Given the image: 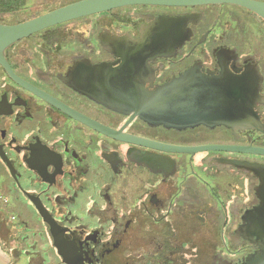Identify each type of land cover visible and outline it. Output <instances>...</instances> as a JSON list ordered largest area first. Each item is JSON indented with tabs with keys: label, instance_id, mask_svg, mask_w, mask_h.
I'll use <instances>...</instances> for the list:
<instances>
[{
	"label": "flooded vegetation",
	"instance_id": "af4514ba",
	"mask_svg": "<svg viewBox=\"0 0 264 264\" xmlns=\"http://www.w3.org/2000/svg\"><path fill=\"white\" fill-rule=\"evenodd\" d=\"M77 1L0 0V24ZM146 41L143 50L153 53L139 72L145 90L192 68L225 75L243 84L241 123L150 127L76 91L93 82L86 66L117 67L119 48ZM5 58L23 81L122 133L172 147L264 150V13L234 3L124 6L21 39ZM247 165L264 168V155H190L111 139L20 87L0 66V217L4 231L20 232L7 241L20 248L16 263L24 255L27 264H68L38 203L62 231L72 264H247L259 251L249 215L264 202V175Z\"/></svg>",
	"mask_w": 264,
	"mask_h": 264
},
{
	"label": "water",
	"instance_id": "95a60500",
	"mask_svg": "<svg viewBox=\"0 0 264 264\" xmlns=\"http://www.w3.org/2000/svg\"><path fill=\"white\" fill-rule=\"evenodd\" d=\"M219 3H234L257 14L263 15L264 13V4L246 0H80L24 22L14 25L0 24V66L7 76L20 87L40 97L74 120L111 139L138 144L155 150L190 155L205 151H233L264 155V150L251 147H172L108 128L77 114L20 79L14 74L5 58L6 49L21 39L77 18L108 12L115 8L130 5L195 6ZM168 20L172 21L171 19ZM149 43L151 42L146 41V44L139 45L136 50H129L130 47L125 48V50L119 48L122 61L117 67L90 66L87 64L86 67L93 78V82L90 81L84 85L85 88L76 91L111 111L138 118L150 127L162 126L166 129L180 131L199 125L231 127L234 126L233 123H241L235 118L241 119L237 116L243 110V94L240 91L243 84L226 78L225 75L199 74L198 69L192 68L168 83L153 90H145L143 84L139 82V72L147 69L144 58L153 53L150 50H143L145 47L151 46ZM137 55L139 56L137 57ZM135 56L137 61L133 60ZM134 64L136 68H134ZM72 71L74 70L72 69ZM247 166L249 169H259V174L264 175V168L253 165ZM35 205L43 221L49 226L58 254L66 263L72 264L66 255L67 253L62 249L64 240L59 226L43 211L38 203ZM249 216H253L251 223L254 224L255 229H258L254 235L259 242V251L248 259L247 264H264V202ZM0 264H9L7 256L1 248Z\"/></svg>",
	"mask_w": 264,
	"mask_h": 264
},
{
	"label": "rangeland",
	"instance_id": "374dc122",
	"mask_svg": "<svg viewBox=\"0 0 264 264\" xmlns=\"http://www.w3.org/2000/svg\"><path fill=\"white\" fill-rule=\"evenodd\" d=\"M2 195H4V191H3V188L0 187V196H2ZM1 216L2 217H0V242H1V244H4L5 245L4 247H6V246L8 247V244H7L8 238H11L12 237V239H15V238L16 239H19L20 232L18 230H15V231H10V230L9 231H4L3 228H2L3 225L1 223V221H2L1 218H4V214H1ZM5 217H7L6 220H9L7 213H6ZM14 246H15V244H14V242H12L11 243V247L14 248ZM0 248H1V246H0ZM19 249H17V250L19 251ZM1 250H2L3 253H8L9 252L7 254V256H8L7 259H8L9 264H27V257L24 256V255H21L19 257L17 263H16V261L13 260V259H16L17 250H13L11 248L8 249L9 251H7L6 249H3V248ZM11 251H12V253H11ZM31 251L33 253H35L36 252V249L35 248L34 249H31Z\"/></svg>",
	"mask_w": 264,
	"mask_h": 264
}]
</instances>
